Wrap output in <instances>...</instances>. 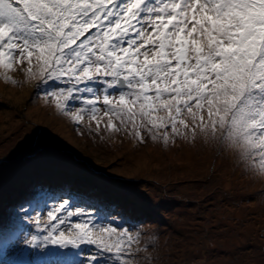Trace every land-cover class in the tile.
Listing matches in <instances>:
<instances>
[{
    "label": "snow or ice",
    "instance_id": "1",
    "mask_svg": "<svg viewBox=\"0 0 264 264\" xmlns=\"http://www.w3.org/2000/svg\"><path fill=\"white\" fill-rule=\"evenodd\" d=\"M33 57L38 80L58 83L45 98L62 110L79 100L109 117L108 127L117 120V132L131 122L137 137L143 128L167 141L188 126L187 116L196 123L207 109L213 126L227 117L264 171V0H0V64L27 60L31 68ZM61 208L45 220L25 202L14 206L11 223L0 226V264L6 254L10 264H39L35 253L47 244L82 242L129 264L140 233L121 227L123 217L101 228L92 210L57 215ZM74 214L82 222L73 225Z\"/></svg>",
    "mask_w": 264,
    "mask_h": 264
},
{
    "label": "rangeland",
    "instance_id": "2",
    "mask_svg": "<svg viewBox=\"0 0 264 264\" xmlns=\"http://www.w3.org/2000/svg\"><path fill=\"white\" fill-rule=\"evenodd\" d=\"M9 62L0 64V226L11 223L21 202L45 220L63 203L57 215L90 209L101 228L123 217L121 227L139 231L129 264H264V171L259 153L226 127V116L224 124L217 117L213 126L203 109L196 123L187 116L188 126L167 141L159 131L153 139L143 128L137 137L131 122L127 131L117 132V120L108 127L109 117L94 116L79 100H69L62 110L55 99H46L59 85L38 80L35 57L31 68L27 60L11 61V67ZM109 190L125 192L134 204L111 210ZM68 219L82 222L75 221L81 219L77 214ZM92 254L93 264H116L86 242L49 243L35 259L84 264ZM4 258L10 264L7 254Z\"/></svg>",
    "mask_w": 264,
    "mask_h": 264
},
{
    "label": "trees",
    "instance_id": "3",
    "mask_svg": "<svg viewBox=\"0 0 264 264\" xmlns=\"http://www.w3.org/2000/svg\"><path fill=\"white\" fill-rule=\"evenodd\" d=\"M73 177H74V179L75 180H77V182L79 183V185H82V186H84V183H82V184H80V181L82 180V178L80 177L81 175H79V174H76L75 175V173L72 175ZM96 187H97V189L98 190H100V189H103L104 188V185H102V184H97L96 185ZM107 189H109V188H107ZM107 189H104V191L106 190L107 191ZM103 191V192H104ZM125 193V192H124ZM124 193H122V192H112V190H109L108 192H106V195H107V198H110L109 200L111 201L110 202V205H109V203H107L108 204V206L110 207V206H112V207H114V206H116L117 208L118 207H121V206H125V205H128V204H134V203H130L131 201H130V197H128L126 194H124ZM108 200V201H109ZM107 201V202H108ZM116 207H114V209L116 208ZM111 208V207H110ZM137 208H138V206H137ZM111 210H112V208H111ZM138 221H141V220H138ZM137 221V222H138Z\"/></svg>",
    "mask_w": 264,
    "mask_h": 264
}]
</instances>
